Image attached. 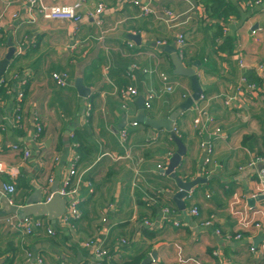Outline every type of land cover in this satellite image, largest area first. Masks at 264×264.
Masks as SVG:
<instances>
[{
  "label": "crops",
  "instance_id": "crops-1",
  "mask_svg": "<svg viewBox=\"0 0 264 264\" xmlns=\"http://www.w3.org/2000/svg\"><path fill=\"white\" fill-rule=\"evenodd\" d=\"M42 1L62 6L79 0ZM256 1L87 0L77 22L37 16L28 23L27 0H0V61L9 42L16 50L0 82V190L4 184L15 191L0 193L21 207L38 189L43 201V188H59L68 160L77 154L70 198L80 199L81 212L73 229L44 217L56 235L42 231L25 237L15 227L21 218L3 215L0 204V264H93L92 250L83 247L89 240L110 251L103 264L139 257V264L146 259H151L148 264H264L258 253H249L250 244L264 245L260 215L257 222L263 228L244 234L250 240L225 242L222 237L237 229L233 210L264 209V200L253 207L248 203L260 196L257 175L264 167H251L264 157V0ZM135 2L148 3L154 13L143 15ZM99 4L103 10L97 14ZM163 11L182 15L183 23L155 17ZM178 34L186 41L182 57L178 54L183 65L199 62L202 94L175 121L186 147L175 173L184 182L206 180L183 200L184 211L172 199L178 192L174 180L162 172L174 143L165 131L136 121L138 100L160 88V74L173 75L165 49L176 47ZM132 66L138 70L131 72ZM55 73L68 76L67 87L55 85ZM175 78V92L144 110L147 118H167L191 96L189 80ZM243 78L257 87L255 93L246 90ZM76 80L86 99L75 88ZM129 87L137 96L122 100L121 91ZM201 112L198 127L194 119ZM16 115L22 129L15 128ZM37 124L43 133L36 141ZM122 131L127 132L124 142ZM24 148L30 153L27 159ZM193 207L198 216L189 214ZM179 257L194 262L181 263Z\"/></svg>",
  "mask_w": 264,
  "mask_h": 264
},
{
  "label": "built area",
  "instance_id": "built-area-1",
  "mask_svg": "<svg viewBox=\"0 0 264 264\" xmlns=\"http://www.w3.org/2000/svg\"><path fill=\"white\" fill-rule=\"evenodd\" d=\"M87 0H79L76 3L72 5H62V6H47L43 3L42 0H27L28 4V12H27V21L28 23H33L36 20V17L39 16L44 20L48 21H70V22H77L80 18L79 16V11L82 7V5L86 2ZM149 2L155 1L158 2L159 0H148ZM244 2V0H240ZM259 0L256 1V4H259ZM148 4V3H147ZM147 4H140L138 2H135L134 5L138 6L140 8V11L143 15H148V14H153L154 12L148 8ZM103 10V5L99 4L97 9L95 10V13L100 14L101 11ZM155 17H158L162 19L164 22H171V23H176V25H180L183 23L181 21L182 15L180 14H175L172 11H163L161 13L155 14ZM190 20V17L187 16L185 18V22ZM254 33V32H253ZM186 46V41L185 37L182 34H178L176 38V47L178 50V54L180 57H182L183 49ZM138 70V67L133 66L131 68V72ZM148 74H153L154 71H145ZM52 80L54 81L55 85L60 88H65L68 85V76L64 73H55L52 74ZM159 83H160V88L155 90V89H150L147 91L144 97V109L145 110H150L152 107V103L154 101H157L163 97L165 94H172L175 92L176 88L175 84L172 80H170L169 76L165 74H160L159 75ZM242 85L245 86L246 90L250 93L255 92V87L253 84H247L245 81V78L242 79ZM120 93V91H119ZM137 91L131 87L127 88L124 91H121V99H127L128 97H136L137 96ZM21 94L18 95V100L21 98ZM204 113H199L198 117L194 119V124L195 126L200 127L202 125V119H203ZM208 122H212L210 119L207 120ZM133 126H137L136 123L133 124ZM15 128L16 129H22L23 124L21 117L19 115H16L15 117ZM42 128L39 124L35 126V133H34V140L40 139ZM202 131V129L200 130ZM127 137V132L122 131L120 133V138L124 142ZM12 149L14 151L19 150L20 148L18 146H13ZM205 151L209 155L211 150L208 145V143L205 146ZM23 157L24 159H27L30 155L29 150L24 148L22 150ZM170 154L168 157L164 159H169ZM77 162H78V156L77 154H74L73 156L70 157L68 160V170H67V175L61 182L60 187L56 192H52L47 186H45L43 189V194H44V199L41 201V203L47 204L49 203L54 194H58L61 198L67 200V205L65 207V211L63 215L57 220L56 223L60 227H68L69 229L74 228V223L80 220L81 218V212H80V199L78 198H70L71 194L75 192V189L73 188L72 181L76 176L77 173ZM210 162V159L207 157L204 160L205 164H208ZM264 165V157L261 158H256L251 167H254L255 165ZM161 168V166H158ZM257 183H258V195H263L264 196V167L259 171L257 175ZM49 183H52L51 180L48 181ZM135 184V183H134ZM15 187L11 185H2V188L0 192L2 194H11L14 193ZM192 193V190L188 192L187 196L185 197L184 201H187L190 199V195ZM189 214L192 216H198V211L195 207H193ZM232 215L236 219V231H234L233 235L231 234H224L222 237L225 242L229 241H236V242H241L243 240H250V238H247L244 236L245 233H251V229L255 228L257 230H261L262 224L257 222V217L260 215L264 219V209L261 211H254L252 208L249 210L245 211H237L233 210ZM104 222V219H103ZM55 223V224H56ZM145 224L149 227H152V224L150 222H145ZM176 227H179L180 224L177 222L173 223ZM209 223H207L208 225ZM16 229L20 231L22 236L28 237L33 235V233L36 232H42L44 231L49 237H54L56 235V231L52 225L47 220H44L43 218H34V217H26V218H21L18 219V221L15 224ZM152 229V228H151ZM217 235H221L219 230H216ZM122 243H126L125 240H121ZM83 247L86 249H91L93 254H94V263L93 264H103V262L109 258L110 251L108 249H105L104 246L97 245L95 241L89 240L86 241L83 244ZM249 253L252 255L259 254L262 258H264V245H260L255 247L254 245L250 244L249 246ZM179 262L181 263H187V262H194L192 259H187V260H182V257L178 258Z\"/></svg>",
  "mask_w": 264,
  "mask_h": 264
},
{
  "label": "water",
  "instance_id": "water-1",
  "mask_svg": "<svg viewBox=\"0 0 264 264\" xmlns=\"http://www.w3.org/2000/svg\"><path fill=\"white\" fill-rule=\"evenodd\" d=\"M129 38L133 41H139V37L136 35H129ZM165 51L168 53L172 65V74L177 77H185L190 82L191 96L174 112H172L167 118L152 120L146 117L144 114V98L138 100V108L141 113L138 115L136 121L142 125H145L153 130H163L169 134L171 141L174 143L176 149L175 152L170 156L168 160V165L165 170H162L163 174L169 176L174 180L178 192L173 196V202L176 204L178 210L184 211L185 203L184 199L188 192L191 191L195 186L205 183L204 178H196L190 182H184L179 178L175 170L179 166L182 158L186 154V147L177 136L174 130V124L180 114L189 110L195 102H197L202 94V90L196 75V69L199 66V62L192 64L190 67H185L178 56L176 47H166ZM15 48L11 42L8 43V51L5 57L0 61V82L3 75L8 67V64L15 57ZM81 81H75V88L80 92V96L86 99L87 94H81ZM58 189L55 185L52 192H56ZM42 195L38 189L32 193L28 200L24 202V205L19 207L16 205H11L6 197L0 193V204L3 206V215H15L19 218L34 217V218H44L46 217L52 224H55L57 220L63 215L65 207L67 205V200L61 198L58 194H54L52 200L47 203H41ZM264 200V196L260 195L254 199L249 200L250 206H254L257 201ZM256 244V242H254ZM151 257L154 260L153 254ZM151 259H146L141 264H148Z\"/></svg>",
  "mask_w": 264,
  "mask_h": 264
},
{
  "label": "trees",
  "instance_id": "trees-1",
  "mask_svg": "<svg viewBox=\"0 0 264 264\" xmlns=\"http://www.w3.org/2000/svg\"><path fill=\"white\" fill-rule=\"evenodd\" d=\"M213 13H214V12H213ZM212 16H213V17H218V15H212ZM220 16H224V14H223V15H220ZM226 40H228V39H226ZM225 43L227 44L228 41H226ZM42 133H43V131H41V135H40V137L42 136ZM75 136H76V135H75ZM75 136H74V137H75ZM76 141H78V140L76 139ZM77 150L80 151V147L77 148ZM140 261H141V257L136 258V259H134V260H131V261H129V262H126V263H124V264H139Z\"/></svg>",
  "mask_w": 264,
  "mask_h": 264
},
{
  "label": "rangeland",
  "instance_id": "rangeland-1",
  "mask_svg": "<svg viewBox=\"0 0 264 264\" xmlns=\"http://www.w3.org/2000/svg\"><path fill=\"white\" fill-rule=\"evenodd\" d=\"M132 67H133V66H132ZM175 77H176V76L169 75V78H170V80H172V81H173V80H176ZM67 81L69 82V79H68ZM254 87H255V92H256V91H257V87H256L255 85H254ZM255 92H254V93H255ZM189 96H190V95H189ZM189 96H188V97H189ZM72 154H73V153H72Z\"/></svg>",
  "mask_w": 264,
  "mask_h": 264
}]
</instances>
